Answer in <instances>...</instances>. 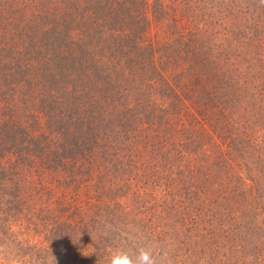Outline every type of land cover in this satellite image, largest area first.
<instances>
[{
  "label": "trees",
  "instance_id": "obj_1",
  "mask_svg": "<svg viewBox=\"0 0 264 264\" xmlns=\"http://www.w3.org/2000/svg\"><path fill=\"white\" fill-rule=\"evenodd\" d=\"M264 264V0H0V264Z\"/></svg>",
  "mask_w": 264,
  "mask_h": 264
},
{
  "label": "clouds",
  "instance_id": "obj_2",
  "mask_svg": "<svg viewBox=\"0 0 264 264\" xmlns=\"http://www.w3.org/2000/svg\"><path fill=\"white\" fill-rule=\"evenodd\" d=\"M113 264H153L150 253L141 251L135 259L129 258L127 255L117 257Z\"/></svg>",
  "mask_w": 264,
  "mask_h": 264
}]
</instances>
